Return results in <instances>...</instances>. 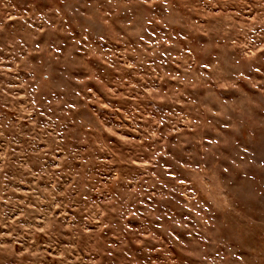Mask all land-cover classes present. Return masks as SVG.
Instances as JSON below:
<instances>
[{
  "label": "rangeland",
  "instance_id": "374dc122",
  "mask_svg": "<svg viewBox=\"0 0 264 264\" xmlns=\"http://www.w3.org/2000/svg\"><path fill=\"white\" fill-rule=\"evenodd\" d=\"M0 264H264V0H0Z\"/></svg>",
  "mask_w": 264,
  "mask_h": 264
}]
</instances>
